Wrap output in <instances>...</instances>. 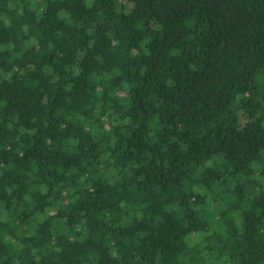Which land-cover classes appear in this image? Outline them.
Listing matches in <instances>:
<instances>
[{
    "label": "trees",
    "instance_id": "16d2710c",
    "mask_svg": "<svg viewBox=\"0 0 264 264\" xmlns=\"http://www.w3.org/2000/svg\"><path fill=\"white\" fill-rule=\"evenodd\" d=\"M0 264H264V0H0Z\"/></svg>",
    "mask_w": 264,
    "mask_h": 264
}]
</instances>
